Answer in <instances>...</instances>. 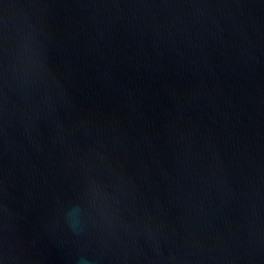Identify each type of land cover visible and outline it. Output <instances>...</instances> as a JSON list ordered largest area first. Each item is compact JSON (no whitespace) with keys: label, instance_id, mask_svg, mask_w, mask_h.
I'll use <instances>...</instances> for the list:
<instances>
[{"label":"water","instance_id":"95a60500","mask_svg":"<svg viewBox=\"0 0 264 264\" xmlns=\"http://www.w3.org/2000/svg\"><path fill=\"white\" fill-rule=\"evenodd\" d=\"M2 264H264V0H0Z\"/></svg>","mask_w":264,"mask_h":264},{"label":"snow or ice","instance_id":"6c2138e0","mask_svg":"<svg viewBox=\"0 0 264 264\" xmlns=\"http://www.w3.org/2000/svg\"><path fill=\"white\" fill-rule=\"evenodd\" d=\"M0 264H2V262H0Z\"/></svg>","mask_w":264,"mask_h":264},{"label":"clouds","instance_id":"9594fccd","mask_svg":"<svg viewBox=\"0 0 264 264\" xmlns=\"http://www.w3.org/2000/svg\"><path fill=\"white\" fill-rule=\"evenodd\" d=\"M85 264H86V262H85Z\"/></svg>","mask_w":264,"mask_h":264}]
</instances>
